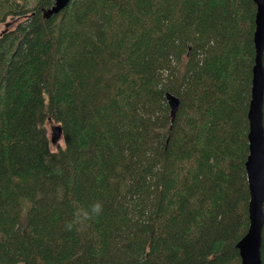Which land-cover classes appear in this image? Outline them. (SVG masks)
Returning a JSON list of instances; mask_svg holds the SVG:
<instances>
[{
    "label": "trees",
    "instance_id": "obj_1",
    "mask_svg": "<svg viewBox=\"0 0 264 264\" xmlns=\"http://www.w3.org/2000/svg\"><path fill=\"white\" fill-rule=\"evenodd\" d=\"M29 2L0 0V264H240L253 0Z\"/></svg>",
    "mask_w": 264,
    "mask_h": 264
},
{
    "label": "water",
    "instance_id": "obj_2",
    "mask_svg": "<svg viewBox=\"0 0 264 264\" xmlns=\"http://www.w3.org/2000/svg\"><path fill=\"white\" fill-rule=\"evenodd\" d=\"M70 0H53L52 4L43 9V16L68 4ZM256 6L254 16L253 46L254 57L251 68L250 98L247 108V144L248 153L244 161V169L248 184V227L236 242L240 256V264H260L261 232L264 222V129H263V95H264V0H253ZM171 119L178 105V98L170 92L165 93ZM47 120H52L48 117ZM61 137L60 124H52L51 141Z\"/></svg>",
    "mask_w": 264,
    "mask_h": 264
},
{
    "label": "clouds",
    "instance_id": "obj_3",
    "mask_svg": "<svg viewBox=\"0 0 264 264\" xmlns=\"http://www.w3.org/2000/svg\"><path fill=\"white\" fill-rule=\"evenodd\" d=\"M103 210V203L100 201H96L86 207H78L74 211L72 219L66 223V230L71 231L74 228L89 224L97 219L103 213Z\"/></svg>",
    "mask_w": 264,
    "mask_h": 264
},
{
    "label": "rangeland",
    "instance_id": "obj_4",
    "mask_svg": "<svg viewBox=\"0 0 264 264\" xmlns=\"http://www.w3.org/2000/svg\"><path fill=\"white\" fill-rule=\"evenodd\" d=\"M29 5L31 6L35 0H29ZM21 20V17H16V16H8L6 17L5 20L0 22V32L9 29L13 27L18 21ZM52 124H56L53 120H46L45 122V127L47 129V135L49 138V147L51 150H54L58 145H62V138L60 137L57 141L52 142L51 141V126Z\"/></svg>",
    "mask_w": 264,
    "mask_h": 264
}]
</instances>
